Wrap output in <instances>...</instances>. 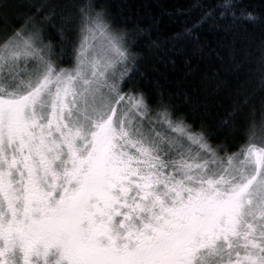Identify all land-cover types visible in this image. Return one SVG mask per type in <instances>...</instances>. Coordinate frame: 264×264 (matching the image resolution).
Instances as JSON below:
<instances>
[{
	"label": "snow or ice",
	"instance_id": "6c2138e0",
	"mask_svg": "<svg viewBox=\"0 0 264 264\" xmlns=\"http://www.w3.org/2000/svg\"><path fill=\"white\" fill-rule=\"evenodd\" d=\"M22 7L0 0V264H264V13L196 0L168 37L192 73L204 26H261L256 87L208 129L137 81L148 28L98 0Z\"/></svg>",
	"mask_w": 264,
	"mask_h": 264
},
{
	"label": "trees",
	"instance_id": "16d2710c",
	"mask_svg": "<svg viewBox=\"0 0 264 264\" xmlns=\"http://www.w3.org/2000/svg\"><path fill=\"white\" fill-rule=\"evenodd\" d=\"M62 3L63 0H53ZM109 7L110 12L121 23L139 25L151 31L152 39L160 47H150L146 39L136 42L139 71L137 81L153 101L163 93L175 107L179 115L187 118L193 127L201 122L212 129L219 117L231 105L238 92L250 91L256 87V77L250 55L255 52L262 29L243 18L235 21L230 32L223 28L202 29L207 41L206 54L192 58L195 71L187 72L182 57L174 56L168 44V37L195 22L199 9L193 7L196 0H98ZM204 4H214L215 0H200ZM9 21L18 19L23 11V0H8ZM240 10L253 11L259 17L264 13V0H237ZM226 23L224 21L221 22ZM176 59L175 66L169 58ZM239 65L234 67V65ZM187 97V98H186ZM257 95V99H258ZM208 101L207 112L195 108L196 104ZM203 118V119H202Z\"/></svg>",
	"mask_w": 264,
	"mask_h": 264
}]
</instances>
